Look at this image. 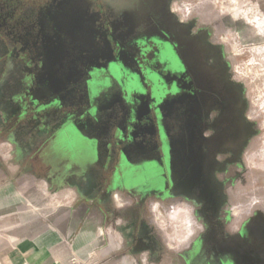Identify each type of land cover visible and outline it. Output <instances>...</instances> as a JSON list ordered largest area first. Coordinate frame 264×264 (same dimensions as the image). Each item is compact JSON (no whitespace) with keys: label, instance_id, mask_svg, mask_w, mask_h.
I'll list each match as a JSON object with an SVG mask.
<instances>
[{"label":"flooded vegetation","instance_id":"flooded-vegetation-1","mask_svg":"<svg viewBox=\"0 0 264 264\" xmlns=\"http://www.w3.org/2000/svg\"><path fill=\"white\" fill-rule=\"evenodd\" d=\"M195 1L0 0V148L8 144L6 162L27 166L34 181L48 189L68 179L66 171L99 187L111 202L107 233L119 236L122 252L138 264L145 253L148 264H238L242 234L259 226L247 222L264 208V172L247 158L260 131L249 115L246 84ZM101 15L110 18L112 35L123 44L126 27L145 26L144 40L156 43L155 58L170 69L180 90L175 118L162 125V133L142 141L136 157L123 155L115 162L103 146L92 143L86 128L41 143V121L32 110L40 95L29 83L43 49L53 44L55 68L70 72L61 105L71 109L78 103L84 121L94 123L85 113L89 99L96 98L95 112L103 121L115 90L102 85L98 70L103 62L95 57L101 44L93 40V23ZM56 19L58 29L52 23ZM66 138L75 151L71 169L45 165L42 156ZM114 197L126 206L117 208ZM157 202L194 210L198 231L181 249L168 244L170 251L164 250V237L150 214Z\"/></svg>","mask_w":264,"mask_h":264},{"label":"water","instance_id":"water-1","mask_svg":"<svg viewBox=\"0 0 264 264\" xmlns=\"http://www.w3.org/2000/svg\"><path fill=\"white\" fill-rule=\"evenodd\" d=\"M52 21L54 28L58 29L60 21ZM111 23L110 18L103 15L93 23L96 28L93 40L101 44L100 53L95 57L103 62V68L98 70L102 71L104 78L102 85L115 90L114 97L104 106L109 109L106 120H100L95 112L99 109L96 98L89 99L85 113L94 118V123L89 118L84 121L78 103L71 109L63 108L61 93L66 90L64 82L69 78L65 76L70 72L55 68L57 61L56 55L52 54L53 44L43 49V57L40 56L36 63L32 61L36 72L29 83L40 95L34 99L32 110L41 121V143H48L53 136L64 132L71 134L86 128L91 131L92 143L103 146L115 162L123 155L136 157L142 141L148 142L162 133V125L175 118L174 104L179 100L180 90L171 77L170 69L160 66L162 61L155 58L156 43L144 40L145 26L126 27L123 44L112 35ZM32 40L33 36H30L31 43ZM87 91L91 93L93 89L88 88Z\"/></svg>","mask_w":264,"mask_h":264},{"label":"crops","instance_id":"crops-1","mask_svg":"<svg viewBox=\"0 0 264 264\" xmlns=\"http://www.w3.org/2000/svg\"><path fill=\"white\" fill-rule=\"evenodd\" d=\"M55 145L42 156V162L71 169L75 151L68 146V138ZM7 150L6 145L0 148V229L5 230V239L0 242L1 264H76L74 255L85 261L94 254H98V260L90 264H138L122 252L120 237L107 233L111 202L99 187L89 186L82 177H70L71 172L66 171L63 175L68 179L56 181L48 189L46 184L34 181L27 166L6 162ZM20 185H24L31 205L25 199L24 203L20 201ZM53 203L46 220L43 207ZM262 210L255 214L260 215ZM163 248L170 251L166 245Z\"/></svg>","mask_w":264,"mask_h":264},{"label":"rangeland","instance_id":"rangeland-1","mask_svg":"<svg viewBox=\"0 0 264 264\" xmlns=\"http://www.w3.org/2000/svg\"><path fill=\"white\" fill-rule=\"evenodd\" d=\"M195 2L199 6L198 9L205 14L206 19L211 21L216 37L227 45L234 60L236 74L246 84L250 102L249 115L257 123L260 131L247 158L254 169L264 172V0H196ZM261 190L264 191V188ZM255 194L257 193L254 192L252 199L257 197ZM18 196L23 203L25 199L29 205L32 204L27 197V192L24 191V185L18 187ZM167 206V203H161V211L167 213L169 210ZM52 207L54 203L43 207L46 220L48 208L52 209ZM21 209L23 212L24 205ZM150 214L153 215L151 208ZM252 222L258 223L260 227L256 226L255 232L248 230L242 234L236 248L238 264H264V211L247 224ZM2 230L0 229V242L5 239V230ZM167 231L180 239H169L161 233L165 245L169 244L171 249H181L196 236L198 230L193 223L190 229L191 235H187L183 226L176 228L175 231L172 226H169ZM186 235L187 238L184 239ZM98 257V254L90 255V259L81 261L80 264L96 262Z\"/></svg>","mask_w":264,"mask_h":264},{"label":"clouds","instance_id":"clouds-1","mask_svg":"<svg viewBox=\"0 0 264 264\" xmlns=\"http://www.w3.org/2000/svg\"><path fill=\"white\" fill-rule=\"evenodd\" d=\"M117 208H124L126 206L125 201H121L118 197H114ZM193 209L188 205H174L167 213L161 211V205L157 202L151 206V212L153 213L152 223L153 226L169 239L179 240L180 238L174 234L168 233L169 226H172L174 231L176 228L183 226L187 235H191V226L194 223L192 219ZM187 235L184 239L187 238ZM143 264H148L147 253H145Z\"/></svg>","mask_w":264,"mask_h":264},{"label":"built area","instance_id":"built-area-1","mask_svg":"<svg viewBox=\"0 0 264 264\" xmlns=\"http://www.w3.org/2000/svg\"><path fill=\"white\" fill-rule=\"evenodd\" d=\"M73 262L76 264H80L81 261L83 262V260H81L77 255H74L72 258Z\"/></svg>","mask_w":264,"mask_h":264}]
</instances>
